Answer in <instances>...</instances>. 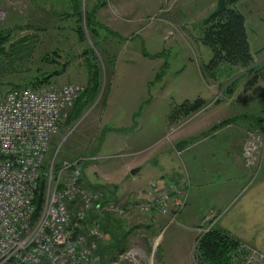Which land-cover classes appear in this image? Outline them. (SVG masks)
Instances as JSON below:
<instances>
[{
  "label": "rangeland",
  "instance_id": "rangeland-1",
  "mask_svg": "<svg viewBox=\"0 0 264 264\" xmlns=\"http://www.w3.org/2000/svg\"><path fill=\"white\" fill-rule=\"evenodd\" d=\"M96 1L82 0V4L85 7L88 3L90 7V4ZM102 2L104 3L100 6V19L117 32L118 37H114V39L120 40L119 42L123 40L118 45V56L113 73L107 79L105 76L103 87L94 104L72 126L60 129L54 136L48 159H52L58 146H60L58 158L62 160L73 159L77 156L83 157V155L89 156L93 152L97 154V158L89 162L86 167V175L88 177L91 175L89 180L92 182L101 180L102 183L108 184L111 179L110 175H113L115 169L119 168V173L113 176L118 181L117 190L127 194L126 192L131 189L132 183H134L141 189H133L129 200H139L143 196L141 190L146 189L153 180L151 179L153 178L152 170L148 164L155 163L158 156L155 151L160 146V148H170V142L174 139L176 130L181 124L179 122L170 126L163 138L142 151L146 156L154 154L143 170L135 175L123 174L121 165L129 157L123 155L124 152L119 146L120 140L123 138L122 131L112 128L113 125L121 124L122 118L131 110L139 112L137 117L149 110L160 117L163 132L164 122L171 109L182 103L186 96L191 100L200 96L209 98L213 96L211 95L212 91L217 100L227 96V88L230 85H232L231 90H235L237 95L241 90L244 91L246 84L250 85L253 79H256L257 87L254 86V91L248 89L241 92L243 93L242 97L251 96L253 92L259 93L260 89L264 90V74L261 73V70H264V0H237L236 2V6L247 18L248 35L255 59L254 66L257 69L248 72L246 68H240L235 75L228 79L226 76H222V82L214 80L208 73L201 71V65L212 57L211 47L202 43L199 38L202 21L216 9V6H213L217 0H104ZM35 3H40L46 9H50L49 17H46L45 13L42 14V17L45 16L43 21L49 29L42 33L41 37L48 40V37L55 33L62 37L63 31L56 27H58L57 24L64 23L65 20L62 17L60 20L57 14L55 16L56 10L55 12L51 11L54 7L61 8V0H0V23L9 22L13 27L19 23L25 24L24 21L30 12H33ZM83 26L86 40H88V44L92 45L93 41L85 20H83ZM21 34H26V32L23 30ZM72 41L73 39H69L65 42L64 48H69ZM43 46L40 45V47ZM38 47L39 44L37 48L35 47V57L38 54L37 49L40 48ZM80 48L78 58L67 67V72L59 77L55 85L59 86L68 82L84 84L85 67L80 61L84 47L80 45ZM94 51L100 58L103 56L95 46ZM131 61L138 63L132 64ZM258 69L261 70L256 71ZM78 77L79 79H77ZM7 78L0 74L1 80L6 81ZM105 84L108 86L107 96L110 94V98H118V102L112 104L116 111L115 119L110 111H104L102 105L101 98ZM5 85L7 84L3 85L4 90L7 88ZM206 107L205 105L198 112ZM262 120L261 117L259 121ZM262 124L259 122L247 130L243 144L245 164L253 178L258 176L264 160V127ZM250 133L262 136V142L259 143V148L253 158L255 160L253 165L248 164V159L244 154V145L251 137ZM155 134L157 133L155 132ZM142 152L134 157H141ZM83 163L84 160L81 165ZM105 178L108 179V182L105 181ZM127 201L120 197H116L115 200L117 204ZM136 212L139 213V211L129 213L130 220L127 218L129 226L132 224L134 227L129 248L120 254L119 259H113L110 264H164L163 255L167 259L165 264H192V259L196 264L195 255L194 258L189 257L188 251L189 245H191L192 248L194 247L195 253L197 240H195L194 234L197 232L191 231L187 223L179 220V214L175 220H172L171 216L161 220L160 217L166 215L150 216L143 213L136 216L131 215ZM218 216L219 213L213 212L202 223L204 226L200 225L203 228L199 230L198 235L211 228V223L215 222ZM159 246L162 253L161 258L158 257ZM242 246L246 250L244 264H253L252 262L256 259H252V256H256L258 253L252 250L251 245L242 242ZM131 249H134L133 254L126 258L125 253ZM179 253L181 257H178ZM261 262L263 260L259 259V264H262Z\"/></svg>",
  "mask_w": 264,
  "mask_h": 264
},
{
  "label": "built area",
  "instance_id": "built-area-1",
  "mask_svg": "<svg viewBox=\"0 0 264 264\" xmlns=\"http://www.w3.org/2000/svg\"><path fill=\"white\" fill-rule=\"evenodd\" d=\"M84 89L80 82H68L0 92V264H99L104 210L120 215L136 210L175 220L187 203L188 188L158 181L148 185L142 199L103 203L102 192L80 181L83 157L64 159L55 169L60 146L43 173L52 140ZM260 142L262 136L252 133L245 143L248 164H255ZM43 174L44 202L35 218ZM90 212L97 215L88 220Z\"/></svg>",
  "mask_w": 264,
  "mask_h": 264
},
{
  "label": "trees",
  "instance_id": "trees-1",
  "mask_svg": "<svg viewBox=\"0 0 264 264\" xmlns=\"http://www.w3.org/2000/svg\"><path fill=\"white\" fill-rule=\"evenodd\" d=\"M102 1L104 0H97L90 4V7L87 3L83 7L82 0H61L60 10L54 7L51 11L55 12L56 10L55 16L58 15L60 20L61 17L65 20L64 23L57 24L58 27H56L63 31L62 37L57 36V33L48 37V40L41 37V34L49 29L43 21L45 16L42 17V14L45 13L46 17H49L50 9H46L40 3L33 4V12H30L28 18L25 19V24L19 23L13 27L9 22L0 23V74L8 77L6 81L0 79V92L23 86L37 88L56 84L59 77L67 72V67L78 58L81 45L84 47L80 61L85 67L83 77L85 89L76 99L67 117L61 122V129L72 126L97 100L105 76L107 79L113 73L118 56V45L123 41L119 42L120 40L114 39V37H118L117 32L100 19L99 10L104 3ZM236 2L237 0H217L216 9L202 21L199 38L202 43L211 47L212 57L201 65V71L208 73L216 81H221L222 76H226L227 79L232 77L240 68H246L248 72L257 69L254 66L255 59L251 50L246 15L236 6ZM83 20L90 32L92 45L88 44V40H86ZM23 30L26 34H21ZM69 39H73L72 45L69 48H64L65 42ZM38 44L39 47L44 45L46 49L44 46L38 47V54L35 57V47L37 48ZM94 46L102 53L101 58L94 51ZM259 70L261 69L256 71ZM261 73L264 74V70H261ZM253 80L256 81V79ZM4 84H7L5 90ZM107 84H105L101 98L102 105L108 94ZM231 86L227 88L226 93L232 91ZM205 105V100L200 97L194 100H185L171 109L168 115L169 121L171 124H177L198 112ZM262 119L264 121V117ZM229 120L230 118L223 119L215 127L222 126ZM260 123H263L262 127H264V122ZM58 154L59 152L54 162L55 169L60 166L62 161L58 158ZM91 154L83 155V158L79 159L80 181L82 184L102 192L103 203H115L118 185L92 182L86 175L87 165L97 158V154L93 152ZM85 157L95 158L87 159ZM78 158L80 156L73 159ZM83 160L84 163L81 165ZM48 165L49 159L43 165V173ZM44 191L45 176L43 174L39 191L35 197V218L43 206ZM96 215V213L90 212L88 220ZM100 217L105 236L100 241L101 261L99 264H110L113 259H119L120 254L128 250L134 227L129 226L125 215H120L115 211L104 210ZM194 255L196 264H244L246 260V250L242 246V242L216 226H212L197 237ZM158 257H162L160 246Z\"/></svg>",
  "mask_w": 264,
  "mask_h": 264
},
{
  "label": "crops",
  "instance_id": "crops-1",
  "mask_svg": "<svg viewBox=\"0 0 264 264\" xmlns=\"http://www.w3.org/2000/svg\"><path fill=\"white\" fill-rule=\"evenodd\" d=\"M215 6L216 4L213 7ZM256 82L246 84V89L237 93L239 96L235 90L217 100L211 90L212 97L200 96L205 100L207 107L180 122L181 125L170 142V148L160 146L155 151L158 154L157 159L151 165L148 162L154 153L146 156L142 151L165 136L169 127L173 125L170 124L168 116L164 122L163 132L160 117L149 110L138 117L136 115L139 112L131 110L122 118L121 124H115L112 128L122 131L123 138L119 146L124 152L123 155L129 157L121 165L123 174L135 175L148 164L152 170V181H158L160 184L174 182L189 189L187 204L178 218L187 223L191 231L197 232L194 234L195 240L199 236V230L203 228L201 226H204L202 223L213 212H217L219 216L211 225L227 231L244 244L251 245L253 249L256 248L258 254L253 256L256 260L252 263L259 264L261 259L263 260L261 263L264 264V160L258 176L253 178L243 157L247 130L262 122L259 120L264 117V90L260 89L259 93L253 92V95L245 98L241 93L248 89L254 91V86L257 87ZM117 100L118 98H110L109 94L103 104L104 111H110L114 119L116 111L112 104ZM185 100L191 99L186 96L183 101ZM226 118H230L228 123L215 127ZM232 118L234 119L231 120ZM140 152L141 157H134ZM118 173L119 168L110 175V182L106 178L105 181L117 185L118 181L113 176ZM135 188L141 189L132 183L127 194L117 190L115 196L129 200ZM141 191L144 198L145 189ZM133 211L136 210L131 212ZM129 213L125 215L128 219ZM139 213L131 215L136 216ZM166 217L160 218L162 220ZM193 248L189 245L188 255L192 258ZM163 257L165 264L167 259L165 255ZM178 257H181L180 253Z\"/></svg>",
  "mask_w": 264,
  "mask_h": 264
},
{
  "label": "water",
  "instance_id": "water-1",
  "mask_svg": "<svg viewBox=\"0 0 264 264\" xmlns=\"http://www.w3.org/2000/svg\"><path fill=\"white\" fill-rule=\"evenodd\" d=\"M132 172H134V170H132Z\"/></svg>",
  "mask_w": 264,
  "mask_h": 264
}]
</instances>
